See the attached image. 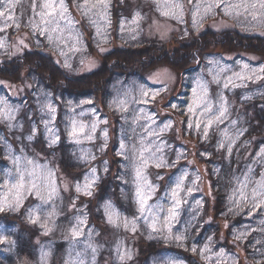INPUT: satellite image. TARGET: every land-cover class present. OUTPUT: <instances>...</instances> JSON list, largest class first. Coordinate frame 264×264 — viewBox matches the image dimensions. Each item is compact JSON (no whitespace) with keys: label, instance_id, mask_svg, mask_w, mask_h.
Returning <instances> with one entry per match:
<instances>
[{"label":"rangeland","instance_id":"rangeland-1","mask_svg":"<svg viewBox=\"0 0 264 264\" xmlns=\"http://www.w3.org/2000/svg\"><path fill=\"white\" fill-rule=\"evenodd\" d=\"M46 2L61 0H0V64L30 51L34 71L50 64L76 79L123 50L149 52L153 40L180 50L191 37H220L191 73L144 55L109 70L91 96L50 90L23 66L0 77V110L11 114L0 115V264H264V196H254L264 174V0H63V15ZM73 122L85 134L71 136ZM142 150L164 162L143 166L154 189L143 212Z\"/></svg>","mask_w":264,"mask_h":264},{"label":"trees","instance_id":"trees-1","mask_svg":"<svg viewBox=\"0 0 264 264\" xmlns=\"http://www.w3.org/2000/svg\"><path fill=\"white\" fill-rule=\"evenodd\" d=\"M109 1L112 3L116 0ZM67 2L71 4L72 0H67ZM111 7L113 8V10L111 11L112 18H115L117 16L116 13L120 5L118 6L116 2L113 3ZM121 9L122 7L119 10ZM215 37L219 38L220 36H206L204 34L198 37H191L190 43L181 46L180 50L168 48L166 49V43H161L157 40H153L151 42L145 43L146 46L149 47V52L143 50L144 52L136 55L137 52H128V50H123L122 52L117 53L116 57L111 58V60L115 62V64H110V68H108L109 66L104 65L103 70H101L100 72L81 75V77L76 79H65V77L68 76L69 73L67 71L64 72L62 69L60 73L59 71H57L58 66L54 65L52 67L50 64H42V67L38 69L39 72L34 71L35 62L41 61L36 58L34 53L30 51H25V53L22 54V56L16 58L13 63H9L10 61H5L3 63H5L6 65L0 64V77H4L7 80H10V78L13 77L17 78L19 71H22L21 66H23V70H26L27 77H37L41 82H43L45 87L50 90H58L62 86V89L65 90L69 95L91 96V94L89 93L90 88H92L93 85H100L101 83H104V81L107 80L109 70H111L113 67L120 68L122 67V65L124 68H127L132 67L136 64H143V62L138 59L144 55H146L145 58H147V60L153 59V62L158 63V66L170 67L180 72L181 75L191 73L192 68H189V65L195 62L196 60H200L202 58V52L212 47V42L208 41L212 40ZM175 44L177 45L178 43L176 42ZM251 45L259 46V44L257 43H253ZM262 46H264V43L262 44ZM137 73L138 72H136L134 75L136 76ZM40 75L42 77H40ZM94 77L98 78L95 79ZM104 86L105 84L103 86H100L98 89L103 90ZM21 246L23 247V249L31 251V246L27 242H22ZM19 250L20 253H23V250L21 248ZM28 253L31 254V252Z\"/></svg>","mask_w":264,"mask_h":264},{"label":"snow or ice","instance_id":"snow-or-ice-1","mask_svg":"<svg viewBox=\"0 0 264 264\" xmlns=\"http://www.w3.org/2000/svg\"><path fill=\"white\" fill-rule=\"evenodd\" d=\"M97 3L103 4L106 7L105 0H97ZM9 6H11V5H9ZM262 6H264V5H262ZM43 7L51 9V13H55L57 10V7H58L61 15H63L67 11L66 7L63 4V0H61L60 4L58 6L54 5L51 2H46L43 5ZM51 13H49V14H51ZM165 14H167V13H165ZM0 15H3V13L0 12ZM194 23H195V20H194ZM245 67H247V65H245ZM53 111H54V109H53ZM0 115H4L5 118L11 119L10 112H5L4 110H0ZM221 115H223V111L221 112ZM85 127L86 126L83 124L77 125L76 122H73V127H72V131L70 132V135L73 137H76L80 134H85ZM92 131L93 132L95 131V124L92 125ZM88 138L91 139L92 136L89 134ZM29 139H31V137H29ZM53 142H55V141H53ZM221 146H223V145H221ZM120 147H121V150H123L125 148V145L122 143ZM156 151L159 152L160 149L157 148ZM229 151H231L230 146H229ZM117 154L121 155L122 152L117 153ZM261 154H264V149H262L261 153L258 155H261ZM149 160L156 161L155 166L157 168L164 166L163 160H158L155 153H150L149 156L145 157L144 156V150L141 151L140 163L135 167V176H136V179L138 181L137 197H138V202L140 205V211L141 212L145 211V205L147 204V200L150 196V192L154 190L152 188V185L146 181L144 174H143V166L146 165L149 162ZM92 171L95 172V169H93ZM23 179H24V177H23V175H21V180H23ZM94 179L95 178H93V182H94ZM257 183H258V189L254 190V196H256V195L264 196V174H262V180L258 181ZM182 184H183V178H179L176 182L175 188L172 191V197H173L174 204H173V207L171 209H169V216H168L169 220L175 219V217L177 215V212L175 209L181 202L178 197H179V190H180ZM89 187H91V184H87L85 186L86 189ZM145 189H147V191H145ZM77 190L78 191L80 190L79 186H77ZM189 191H191V189H189ZM86 194L90 195L91 193L86 192ZM260 203L264 204V200H261ZM110 208H111V205H106V210L110 209ZM2 210H3V208H2V206H0V211H2ZM149 211H151V207L149 208ZM109 218L111 220V217H109ZM125 226H127V222H125ZM151 227H152L153 231L156 230L155 223H153L151 225ZM168 230H169V232H171L170 226H169ZM77 234H78V232L76 231V229H73V235H77ZM166 239H167V237H166ZM175 239L177 241H180L182 239V237L177 235L175 237ZM122 258H123V256H122Z\"/></svg>","mask_w":264,"mask_h":264}]
</instances>
